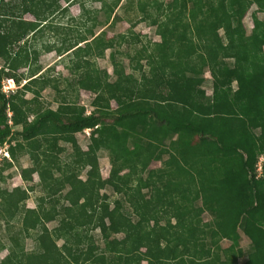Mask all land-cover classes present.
Here are the masks:
<instances>
[{
  "label": "trees",
  "instance_id": "1",
  "mask_svg": "<svg viewBox=\"0 0 264 264\" xmlns=\"http://www.w3.org/2000/svg\"><path fill=\"white\" fill-rule=\"evenodd\" d=\"M67 1L79 5L81 19L92 14L90 23L84 22L72 39L70 29L60 39L55 50L71 71L66 96L57 109L36 112L32 120L31 109L25 110L30 101L19 90L3 93L2 80L17 85L24 80L40 93L46 90L39 44L50 41L46 33L54 29L53 19L69 9L61 0L3 1L1 6L0 147L10 141L16 145L3 159L0 183L29 152L48 193H66L61 211L53 213L27 209V190L0 193V220H17L20 234L34 231L36 244L29 253L17 251L22 239L12 237L15 244L0 264H264V20L258 17L264 0ZM93 2L101 7L91 13L88 3ZM108 5L117 12L128 8L156 27L160 42L149 47L120 37L118 46L132 47L134 54L127 58L136 73H127L114 54L113 78L97 64L117 44L108 33L120 16ZM251 9V34H236ZM26 14L35 21L24 20ZM27 50L29 69L20 75ZM207 69L211 99L189 82L204 79ZM81 90L94 96L90 115L70 100L71 92L77 98ZM8 111L20 130L9 126ZM86 130L92 156L76 139ZM60 142L72 148L64 165ZM102 157L116 178L105 184L124 198L111 201L102 193ZM154 161H163V167L149 170ZM87 169L86 179H79ZM46 221L58 226L50 230ZM96 229L101 247L90 235ZM244 240L251 246L247 254ZM1 242L0 251L7 248Z\"/></svg>",
  "mask_w": 264,
  "mask_h": 264
},
{
  "label": "rangeland",
  "instance_id": "2",
  "mask_svg": "<svg viewBox=\"0 0 264 264\" xmlns=\"http://www.w3.org/2000/svg\"><path fill=\"white\" fill-rule=\"evenodd\" d=\"M3 1L12 2L14 0H0V10L1 6L3 5ZM161 1L162 0H160L159 2ZM170 1L171 0H164V5H166ZM200 2L201 0H199V3ZM60 4L63 8L68 6L69 14L62 15L60 13L56 15L53 19V21H55L53 23L54 29L52 30V32L50 30H47L46 33L47 37L50 38V41L40 42L39 44L41 54L39 56L38 64L41 65L44 70H47L45 77L49 80L46 90L43 93H40L36 88L27 84V82L24 80H22L20 85H17L15 83V89L22 91L25 97L24 99L26 101H30L29 105L27 104V106L25 107V110H28L27 108L31 109L30 115L28 114L30 120L34 118L36 112L44 111L46 109L55 110L58 108L59 104L63 102V97L66 96L64 90L67 87V80L71 78V71L66 68V65L70 63L66 59L60 60V57L58 56L55 48L60 46V39L66 36V33L67 31H69V29L70 31L72 30V34L70 36V39H72V35L78 33L80 29H82L84 22L89 25V17L92 16L91 14V16H86L84 19H81V10L78 4H70V2H68L67 0H61ZM88 7H90V12L93 13L94 11L100 9L101 4L99 2L88 3ZM107 8L113 14L117 12L114 10V8L111 7V5H108ZM253 9L249 11L245 18H241L239 20V23L235 27L236 34H251L253 29ZM151 13L153 14L155 13V11L151 10ZM117 14L120 16V20H117L114 27L108 33V37L116 39L117 44L113 48V50H108L103 58L97 60V64L99 65V67L108 71L112 78L114 77L113 59L111 57L112 54H114L115 60L124 66V69L127 73H136V68L130 63L129 59L127 58V55L129 53H131V55L134 54L133 50L131 49L132 47L128 46L127 44L118 46L120 37L122 35H125L126 38L130 40L131 45H134L138 41L137 45L138 47L141 46V48L149 47L153 43L160 42V37L156 34V27L151 26L149 20L145 21L144 19H141L140 14L138 15V13H135L128 8L125 9V7L120 8ZM258 17L264 20V14H258ZM24 20L34 22L35 18L30 14H26L24 16ZM59 23L63 24L64 26L57 27L60 26L58 25ZM62 29H65V31H63ZM17 48L18 47L16 46L15 50H17ZM30 61V52L27 50L26 62L24 66L18 71V74L22 75L28 71ZM2 67L3 63H0V68ZM6 81H8V79L4 77L2 80V85L9 86ZM189 82L191 87L204 89L206 91V99L212 98L213 81L208 69L206 70L204 79H189ZM235 87L236 85L234 84L233 88ZM70 94L72 95L70 97V100L72 101L76 99L77 105L80 107H84L86 110V115H90V113L93 111V107L91 106L94 98L93 94L84 90L79 91L77 98L76 94H74L73 92H71ZM112 107L116 108V104L114 102H112ZM6 117L8 119V124L12 130L18 131L21 129V125L15 126L13 124L11 120L12 112L8 111L6 113ZM90 135L91 131L86 130L83 133H78L76 135V139L83 152L89 156H92L95 154V150L92 146ZM15 145L16 142L10 141L6 143V146L3 145V147H0V168L2 167L3 159H5L3 150L5 151L6 148ZM60 147H62L64 151L59 155V162H62V164L64 165L63 162L67 161L66 159L70 157L72 148L69 144L64 143H61ZM167 147V144H165V148ZM41 152L42 151H40V149L39 151H33V153L35 154ZM27 153L29 152H26L24 156H20V152L16 151V156H20L19 162H15L14 167L4 173L5 182L0 183V193L3 190H7L12 193H19L20 191L27 190L29 193V197L25 202L27 209H35L37 211H40V209L43 208L49 213H53L56 210L60 212V198H62L66 192L59 191L57 194L54 193V196L48 193L49 186H46V184L44 185L32 163L31 155ZM133 153L136 154L135 149H133ZM164 159H167V155L164 157ZM163 164V161H154L150 164L149 170H157L163 167ZM87 171L88 169L82 172L81 177L78 178L85 180ZM100 173L102 178L100 179L99 186L102 187V193L108 195L111 201L124 198L123 196L121 197L120 195H118L112 186L105 184L108 181H115L116 179L110 174L111 166L107 158H100ZM145 178L146 175L143 176V179ZM58 199L60 200V202L57 204L55 203V201H57ZM113 206L114 205H112V207ZM143 209L148 210L149 206L144 204ZM205 218L208 217L205 215ZM6 220H4L5 222L0 220V241H2L1 243L7 246V248L0 251V263L8 255L9 247H13L15 244L14 241H11L12 237L16 236L19 240L22 239L19 242L17 251L22 248L29 253L36 248V244L34 241V231L20 234L22 230L20 223L17 220ZM45 223L47 228L50 230H54L58 226V221H46ZM90 235L94 237V244L101 247L102 242L99 230L96 229L91 231ZM57 244L59 246H62L63 241L58 240ZM224 246H228V244L224 242ZM241 246L246 254L251 249V246L247 240H244ZM244 261L245 259L241 260L242 263Z\"/></svg>",
  "mask_w": 264,
  "mask_h": 264
},
{
  "label": "built area",
  "instance_id": "3",
  "mask_svg": "<svg viewBox=\"0 0 264 264\" xmlns=\"http://www.w3.org/2000/svg\"><path fill=\"white\" fill-rule=\"evenodd\" d=\"M6 82L9 84V86L3 85L2 92L5 93V94H10L11 92H14L16 90L14 81L13 80H8ZM88 131H90V130H88ZM4 155L8 156L7 153H4ZM258 171H259V173L261 175V173H262V160L259 163Z\"/></svg>",
  "mask_w": 264,
  "mask_h": 264
},
{
  "label": "clouds",
  "instance_id": "4",
  "mask_svg": "<svg viewBox=\"0 0 264 264\" xmlns=\"http://www.w3.org/2000/svg\"><path fill=\"white\" fill-rule=\"evenodd\" d=\"M8 80H11V79H8ZM2 87H3V85H2ZM5 146H6V144H5ZM4 153H7L8 156H5ZM3 155H4L5 158H8V159L10 158L9 153H8V148H6L5 151L3 150Z\"/></svg>",
  "mask_w": 264,
  "mask_h": 264
}]
</instances>
